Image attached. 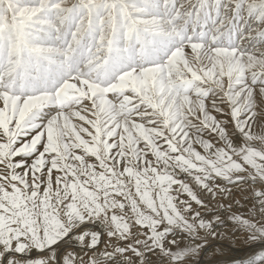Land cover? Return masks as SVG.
<instances>
[{
  "label": "snow or ice",
  "instance_id": "snow-or-ice-1",
  "mask_svg": "<svg viewBox=\"0 0 264 264\" xmlns=\"http://www.w3.org/2000/svg\"><path fill=\"white\" fill-rule=\"evenodd\" d=\"M262 252L264 0H0V264Z\"/></svg>",
  "mask_w": 264,
  "mask_h": 264
},
{
  "label": "rangeland",
  "instance_id": "rangeland-1",
  "mask_svg": "<svg viewBox=\"0 0 264 264\" xmlns=\"http://www.w3.org/2000/svg\"><path fill=\"white\" fill-rule=\"evenodd\" d=\"M231 228V225H228V229ZM231 247L235 250L232 249V256L229 258L232 259H244L247 258V256L250 254L248 248L246 245H243L242 243H238L235 245H231ZM245 249V251H244ZM247 249V250H246ZM260 256H264V252L259 253ZM245 264H247V262H245Z\"/></svg>",
  "mask_w": 264,
  "mask_h": 264
},
{
  "label": "bare ground",
  "instance_id": "bare-ground-1",
  "mask_svg": "<svg viewBox=\"0 0 264 264\" xmlns=\"http://www.w3.org/2000/svg\"><path fill=\"white\" fill-rule=\"evenodd\" d=\"M233 249V248H232ZM234 250V249H233ZM247 250V249H246ZM235 251V250H234ZM244 251H245V249H244Z\"/></svg>",
  "mask_w": 264,
  "mask_h": 264
}]
</instances>
